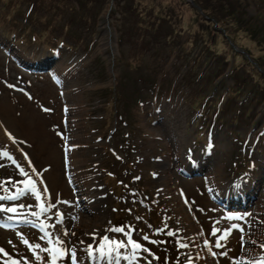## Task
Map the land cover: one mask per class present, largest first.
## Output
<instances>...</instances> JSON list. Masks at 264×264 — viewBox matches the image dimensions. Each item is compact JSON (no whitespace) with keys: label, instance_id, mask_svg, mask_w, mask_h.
<instances>
[{"label":"rangeland","instance_id":"1","mask_svg":"<svg viewBox=\"0 0 264 264\" xmlns=\"http://www.w3.org/2000/svg\"><path fill=\"white\" fill-rule=\"evenodd\" d=\"M118 1L106 0L89 29L79 18H71L70 32L82 40V45L73 43L74 50L59 45L43 50L29 39L17 44L0 22V99L14 109L29 107L25 111L45 115L47 123L33 136V123L12 128L17 115L0 114V196L26 190L17 200L0 201L4 208L17 209L0 212V225L18 223L0 227V248L21 264H51L48 252L37 250L42 258L37 260L21 236L52 248L40 225L55 224L47 231L64 241L59 247L76 249L78 264H108L90 259L87 249L91 245L98 255L104 237L127 243L123 233L110 231L123 228L149 251H138L132 260L128 245L120 249L119 264H208L220 258L252 264L264 256V103L252 121L239 110L223 111L216 121L215 110L205 141L197 139L204 120L192 103L197 95L202 97L200 106L202 100L224 98L233 85L241 89L238 102L245 106L264 91L257 86L264 87V0H219L225 10L218 0L191 3L196 9L202 6L210 22L217 19V33L211 32L213 24L196 21L187 4L159 0L180 14L175 30L184 29L169 41L144 33V50L135 46L139 34L129 29L130 18L122 17ZM15 7L23 9L25 3ZM8 11L0 2V19ZM67 13L56 22L64 23ZM186 78L190 84L184 83ZM234 80L244 81V87ZM204 81L207 85L200 87ZM231 112L238 116L232 118ZM25 121H30L29 115ZM54 122L62 138L53 135ZM52 158H57L56 166ZM20 168L28 176L21 175ZM53 175L60 185L52 189L46 179ZM29 177L42 192L39 202L27 192ZM48 199L55 207L44 213L39 204L47 207ZM61 214L62 222H57ZM234 216L241 219H229ZM213 228L231 231L227 240H220L225 247L214 246L222 233L213 236ZM7 258L0 253V264ZM57 264L70 262L61 259Z\"/></svg>","mask_w":264,"mask_h":264},{"label":"trees","instance_id":"2","mask_svg":"<svg viewBox=\"0 0 264 264\" xmlns=\"http://www.w3.org/2000/svg\"><path fill=\"white\" fill-rule=\"evenodd\" d=\"M15 2L10 3L8 1L0 0V2L7 6L9 9L8 12L0 19V22L4 26V31L8 36H15V41L17 44H25L27 39L29 42H35L40 44L43 50H52L54 45H59L68 50H74L76 48L75 45H82L81 35L70 32V24L71 18L77 17L81 21L85 22V29H89L91 27V23L93 22L94 14L98 12L104 2L106 0H14ZM144 1V2H143ZM119 0L121 3L120 7L122 8L123 15L122 17L130 18V21H127V25L129 29L134 30V33L139 34L138 38H136L135 46H141L142 50L145 49V45L147 42L143 41L144 33H147L156 40L157 38H162L164 40H171L175 35L180 34L183 26L179 27V30H175L179 22V16L177 10L174 7H165L162 2L159 0ZM180 2L187 4L191 7V15L192 17L199 22H202L206 25L213 24L211 32L217 33V19L214 22H210V15L206 13L204 8L200 6L198 9L194 7L193 2L195 0H179ZM19 2L25 3V8L19 9L15 7ZM217 3L221 6L223 10H225L224 4L220 3L218 0ZM45 10L52 12L49 16L46 15H38L37 11ZM67 20L64 21L61 25L59 22H56V18L60 16L63 12H67ZM23 20L21 22V20ZM216 22V23H215ZM34 25L42 28H36ZM20 27V28H19ZM174 27V28H173ZM37 30H35V29ZM189 32L190 29L185 27ZM59 31L57 36L54 35V31ZM224 36L227 34L224 33ZM65 38H70L71 41H67ZM187 40V39H186ZM74 43V44H73ZM181 45V44H180ZM208 50H210L208 48ZM219 54H216L218 57ZM235 67H232L229 71L233 74ZM236 85L240 88L244 87L243 83L237 82L234 80ZM184 83L190 84L187 78L184 80ZM203 85L205 87L207 82H200V87ZM258 89H263V85L257 84ZM252 88V87H251ZM211 92H209L210 94ZM241 89L234 88L233 85L227 87V91L225 93V97L217 96L215 99H206L202 100L203 104L200 106L198 103L202 99L201 96H196L195 100L192 103V106L196 110L199 115V119L202 118L204 120L203 128L198 130L196 135L198 136V140H204L207 130L210 126L209 122L212 121L215 110V120H220L223 116L219 115L223 111L232 110L233 112H237L238 114L244 115L250 121H252L258 105L263 102L264 103V91H259L258 96L252 97L245 106L242 102H238V98L240 97ZM202 103V102H201ZM264 107V104H263ZM233 112L232 118H236L238 116ZM241 112V113H240ZM218 114V117H217ZM233 119V120H234ZM196 123L198 122L195 121ZM264 137V136H263ZM205 141V140H204Z\"/></svg>","mask_w":264,"mask_h":264},{"label":"snow or ice","instance_id":"3","mask_svg":"<svg viewBox=\"0 0 264 264\" xmlns=\"http://www.w3.org/2000/svg\"><path fill=\"white\" fill-rule=\"evenodd\" d=\"M46 111H47V109H46ZM3 156H8V153L7 152L3 153ZM8 158L11 159V157H8ZM13 163H15L14 160H13ZM0 167H3V165H0ZM17 167H19V165H17ZM33 171H35V169H33ZM20 174L23 176H28V173L25 172L23 168H20ZM29 183L31 184V188L27 189V192H29L32 196H34L36 201H38V202L41 201V193L36 188L35 182L31 181L30 177H29ZM41 184H43L42 180H41ZM0 188H3V183H0ZM4 191H7V189H4ZM47 192H48V189H47V186L45 185L44 186V193L47 194ZM25 194H26V190H18V195L0 196V201L17 200L20 198V196H24ZM28 206L31 207V205H28ZM21 207H24V205H21ZM39 207L41 208L42 212L47 213L52 208H54L55 205L52 203H49L47 205V207H45L43 203H40ZM5 211L9 212V213H16L17 209L15 207L4 208V207L0 206V212H5ZM33 215L39 216L40 213L34 212ZM56 219H57V222H62V214L60 216H57ZM229 219H241V217L234 216V217H229ZM28 223H31V222L28 221ZM217 223H219V222H217ZM0 227H10V225H0ZM48 227L55 228L56 225L55 224H52V225L41 224L40 225L41 231L44 232V237H47L46 242L50 245H53L52 248H47V249L41 248V246L39 244H32L29 242L28 239L23 238V236H21L22 243L24 245H26L30 251L33 252V254L35 255L37 260L42 259L37 253V250H40V251H45V252L49 253V255L51 257V264H57V262L61 259H68L70 264H78L76 249L75 248L69 249V248L59 247V246H62L64 244V241L60 238L59 235H57L53 238L52 234L47 231ZM233 227H236V226L234 225ZM110 231L117 232V233H123L125 236L128 237L127 243L110 241L108 237H104L105 243L103 245H101L98 255L96 254V252H94L91 245H89V247L87 249L88 256L93 261H98V260L99 261H105L106 260L108 262V264H112V262L115 261L116 264H119V260L121 259L120 249L126 248V247H128V245H131V248H132V256H131L132 260L136 259V253L138 251H140V250H143L145 252L149 251L148 249L143 248L141 244L135 242L132 239L131 235L128 232H125V230L123 228H112V229H110ZM239 231L242 232L243 229H239ZM217 233H222V234L219 236V239L215 242L214 246L216 248L225 247V245L221 244L219 241L220 240H227L228 236L231 235V231L225 230L222 232L221 229L214 228L212 230L211 234L213 236H215V235H217ZM67 234L68 233L66 231L63 232V235H67ZM169 235H172V233H169ZM44 237H41V239H43ZM143 239L147 240L148 237L145 236V237H143ZM240 241H241V243H243V237L242 236L240 237ZM81 243H83V242H81ZM152 243H156V242L152 241ZM252 243H255V241H252ZM206 246H207V242H206ZM180 247H187V245L181 244ZM261 247L264 248V245H261ZM208 251L213 256L217 255V253L212 252L211 247H208ZM0 253H2L4 256L8 257V253L3 248H0ZM149 254L151 255V253H149ZM223 255H227V253L225 252V253H223ZM123 258L129 259V257H123ZM156 259H159V258L156 257ZM4 264H21V261L13 260V259H11V257H9L8 260H6L4 262ZM25 264H27V262H25ZM148 264H151V261H148ZM252 264H264V256H260L257 260L253 261Z\"/></svg>","mask_w":264,"mask_h":264},{"label":"bare ground","instance_id":"4","mask_svg":"<svg viewBox=\"0 0 264 264\" xmlns=\"http://www.w3.org/2000/svg\"><path fill=\"white\" fill-rule=\"evenodd\" d=\"M55 103H57V102H55L54 101V104ZM18 105V104H17ZM56 105V104H55ZM29 108V107H28ZM28 108H25V109H20V108H13V106L7 101V100H5V99H0V114L1 115H3V116H7L9 113H11L12 114V112H13V115H17V118L14 120V122H12L11 123V125H10V127H12V128H17V129H19V128H23V129H25V127H26V125H27V127H31L32 126V123H33V126H34V128H35V131H33L32 132V135L33 134H37L38 132H40V133H42L41 132V126L44 124V126H45V124L47 125V123H45L46 122V118H45V115H43V116H36L35 115V113L33 112V111H30V112H27V111H25L26 109H28ZM54 109L55 110H58V108L55 106L54 107ZM52 112H55V110H53V109H50ZM12 111V112H11ZM49 111V110H48ZM25 113H27L28 115H29V120L30 121H25V117H28V115H26L25 116ZM22 118H24V120L22 119ZM28 119V118H27ZM6 120V119H5ZM5 120H4V122H5ZM50 121V120H49ZM0 124H2L1 122H0ZM58 124V123H57ZM0 127H2V126H0ZM33 128V129H34ZM45 128V127H44ZM53 129L55 130V132L56 133H54L53 132V135H56V136H58L59 138H62V134H61V132H59L58 131V125H56L55 124V122H54V125H53ZM21 130V129H20ZM46 130H47V128H46ZM51 130V129H50ZM46 132V131H45ZM16 135H18L17 133L15 134V136ZM27 135H29L28 133H27ZM31 135V134H30ZM45 135V134H44ZM34 136V135H33ZM22 137H23V135H22ZM17 138V137H16ZM26 138V137H25ZM29 138V137H28ZM32 138V137H31ZM34 138V137H33ZM18 139H20V137L18 136ZM21 140V142H25V139L24 140H22V139H20ZM29 140V139H28ZM20 142V141H19ZM33 144V143H32ZM17 149V148H16ZM25 149V148H24ZM11 150V149H10ZM15 150V149H14ZM26 150V149H25ZM18 152H19V149L17 150ZM15 152V151H14ZM20 153V152H19ZM33 153V152H32ZM18 154V153H17ZM31 154V153H30ZM13 155V154H12ZM36 155V154H35ZM14 156H16V154H14ZM21 156V155H20ZM32 156V155H31ZM30 157V156H29ZM17 158V157H16ZM44 158V157H43ZM46 158H48V157H46ZM22 159V158H21ZM34 159V158H33ZM32 159V161H34ZM23 160V159H22ZM42 160H44V159H41V161ZM36 161V160H35ZM39 161V160H38ZM43 162V161H42ZM41 162V163H42ZM50 162L53 164V165H55L56 166V163H58L57 162V158H52V159H50ZM59 165V164H58ZM57 165V166H58ZM31 167V166H30ZM32 169V168H31ZM30 169V170H31ZM31 172H33V171H31ZM48 182H49V185L52 187V189L56 186V185H60V184H58L59 183V181H58V179H57V176H55V175H53V176H48L47 177V179H46ZM45 185V184H44ZM48 185V184H47ZM196 185V184H195ZM194 186V185H193ZM198 186V185H197ZM42 187V186H41ZM59 187V186H58ZM184 187V186H183ZM193 188V187H192ZM40 189V188H39ZM43 189H44V187H43ZM56 189V188H55ZM189 189V188H188ZM186 190V189H185ZM192 191H193V189H191ZM198 192V191H197ZM42 193V192H41ZM194 193H195V191H194ZM44 194V193H43ZM47 195V194H46ZM100 195V194H99ZM98 195V196H99ZM102 196H103V194H101ZM186 195H188V193L186 194ZM193 195V194H192ZM196 195V194H195ZM194 195V196H195ZM43 196V195H42ZM181 195H179V197H180ZM193 196V197H194ZM199 196V195H198ZM48 197V196H47ZM104 197V196H103ZM193 197H192V199H193ZM196 197V196H195ZM183 198V197H182ZM104 199V198H103ZM198 199V198H197ZM200 199H201V197H200ZM206 199V198H205ZM204 199V200H205ZM106 200V199H105ZM203 200V199H202ZM53 201V200H52ZM192 201V200H191ZM44 202H48L47 204H49V199H48V201H44ZM204 203V202H203ZM187 205H188V203H187ZM202 205V204H201ZM200 205V206H201ZM206 205V204H205ZM209 205V204H208ZM47 206V205H46ZM199 207V206H198ZM208 207V206H207ZM185 208V207H184ZM200 208V207H199ZM206 209H208V208H206ZM201 210V209H200ZM182 211H184V210H182ZM194 212V211H193ZM234 212V211H233ZM195 213V212H194ZM187 215H188V213H187ZM195 215V214H194ZM210 217V216H209ZM198 218V217H197ZM190 220V219H189ZM195 220V219H194ZM186 221V220H185ZM197 221V220H196ZM99 222V221H98ZM193 223V222H192ZM190 224H191V222H190ZM189 224V225H190ZM201 224V223H200ZM192 227H193V225H192ZM195 228V227H194ZM220 228V227H219ZM225 228V227H224ZM214 229V228H213ZM50 230H48V232H49ZM195 231V230H194ZM224 231V230H223ZM211 232V231H210ZM234 233H236V232H234ZM208 234V233H207ZM221 234V233H220ZM218 235V234H217ZM238 236V235H237ZM207 237V236H206ZM230 237V236H229ZM236 237V236H235ZM229 240V239H228ZM232 239H230V241H231ZM220 242V241H219ZM227 242V241H226ZM221 243H222V241H221ZM48 244V243H47ZM52 246V245H51ZM209 247V246H208ZM211 247H213V246H211ZM28 248V247H27ZM26 248V249H27ZM51 248V247H50ZM213 249V248H212ZM223 249V248H222ZM27 250H25V252H26ZM206 251V250H205ZM208 251V250H207ZM245 251V250H244ZM204 252V251H203ZM39 253V252H38ZM221 253V252H220ZM222 254V253H221ZM29 255V254H28ZM205 255V254H204ZM208 256V255H207ZM210 256V255H209ZM225 256V255H224ZM230 256V259H231V255H229ZM24 257H26L25 256V254H24ZM23 257V258H24ZM31 257H32V255H31ZM221 257V256H220ZM228 257V256H227ZM234 257V256H233ZM7 258V257H6ZM22 258V259H23ZM219 258V257H218ZM226 258V257H225ZM229 258V257H228ZM12 259V258H11ZM30 259V258H29ZM31 259H33V258H31ZM31 259H30V261H31ZM6 260V259H5ZM7 260H8V258H7ZM42 260V259H41ZM209 260V259H208ZM33 261H35V260H33ZM32 261V262H33ZM37 261V260H36ZM231 261H229V260H227V259H219V262H218V259H216V260H214V262H208V264H232V263H230ZM28 263H30V262H28ZM38 264H42L41 262H37ZM36 263V264H37ZM2 264H4V263H2ZM33 264V263H32Z\"/></svg>","mask_w":264,"mask_h":264}]
</instances>
